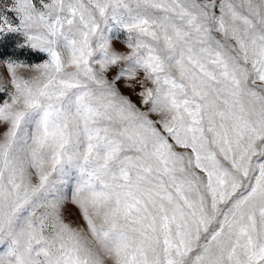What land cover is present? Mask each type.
Wrapping results in <instances>:
<instances>
[{"label":"snow or ice","instance_id":"obj_1","mask_svg":"<svg viewBox=\"0 0 264 264\" xmlns=\"http://www.w3.org/2000/svg\"><path fill=\"white\" fill-rule=\"evenodd\" d=\"M0 264H264V0H0Z\"/></svg>","mask_w":264,"mask_h":264}]
</instances>
